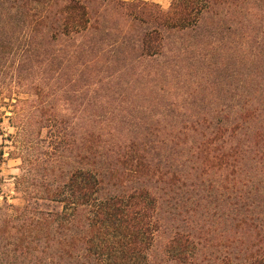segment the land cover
<instances>
[{"label": "trees", "instance_id": "16d2710c", "mask_svg": "<svg viewBox=\"0 0 264 264\" xmlns=\"http://www.w3.org/2000/svg\"><path fill=\"white\" fill-rule=\"evenodd\" d=\"M1 193L0 264H264V0H0Z\"/></svg>", "mask_w": 264, "mask_h": 264}, {"label": "rangeland", "instance_id": "374dc122", "mask_svg": "<svg viewBox=\"0 0 264 264\" xmlns=\"http://www.w3.org/2000/svg\"><path fill=\"white\" fill-rule=\"evenodd\" d=\"M127 1V0H126ZM133 1V0H132ZM144 1V0H143ZM173 0H171L169 6L164 7V5H161L160 3H155L153 1H146V2H152L155 4H158L162 9L168 10ZM4 110V109H2ZM19 161L17 160H11L7 164L3 166V173L8 176L7 181L3 187V193L9 197V200L11 203H19L16 198H14L15 193L13 191L14 188V177L19 174ZM4 197L2 196V193L0 194V204L3 203Z\"/></svg>", "mask_w": 264, "mask_h": 264}, {"label": "crops", "instance_id": "0c3cea01", "mask_svg": "<svg viewBox=\"0 0 264 264\" xmlns=\"http://www.w3.org/2000/svg\"><path fill=\"white\" fill-rule=\"evenodd\" d=\"M127 1H132V0H127ZM144 1H153L155 3H160L161 5H164V7L169 6L171 0H144Z\"/></svg>", "mask_w": 264, "mask_h": 264}]
</instances>
